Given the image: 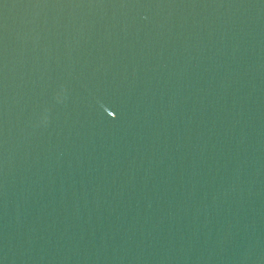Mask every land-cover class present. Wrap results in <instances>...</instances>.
<instances>
[{
	"label": "water",
	"instance_id": "water-1",
	"mask_svg": "<svg viewBox=\"0 0 264 264\" xmlns=\"http://www.w3.org/2000/svg\"><path fill=\"white\" fill-rule=\"evenodd\" d=\"M0 264H264V0H0Z\"/></svg>",
	"mask_w": 264,
	"mask_h": 264
}]
</instances>
